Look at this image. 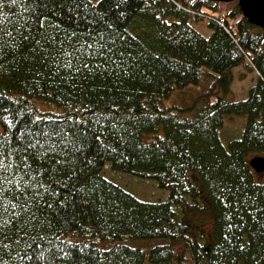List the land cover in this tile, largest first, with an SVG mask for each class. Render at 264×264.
<instances>
[{"label": "trees", "instance_id": "obj_1", "mask_svg": "<svg viewBox=\"0 0 264 264\" xmlns=\"http://www.w3.org/2000/svg\"><path fill=\"white\" fill-rule=\"evenodd\" d=\"M224 2L0 0V264H264L248 163L264 154V30ZM205 14L209 35L192 24ZM237 65L257 76L229 100ZM202 82L193 104L165 103ZM107 160L167 199L109 179ZM151 238L166 241L131 243Z\"/></svg>", "mask_w": 264, "mask_h": 264}, {"label": "rangeland", "instance_id": "obj_2", "mask_svg": "<svg viewBox=\"0 0 264 264\" xmlns=\"http://www.w3.org/2000/svg\"><path fill=\"white\" fill-rule=\"evenodd\" d=\"M96 1V0H93ZM226 3V4H225ZM235 0H230L224 2L225 6H232ZM223 4V5H224ZM192 24L204 35H209L211 33V28L208 26V20L206 18H200L198 20H193ZM257 72L254 70H249L244 65H237L232 69V82L230 84V89L227 92L221 93L225 98L229 100H234L238 98L245 97L247 94L248 87L256 79ZM210 77L204 78V80H209ZM209 82V81H208ZM206 84L200 83L199 85H189L183 90H175L170 98H168L165 103H178L181 105H191L198 98V96L204 91ZM196 102V101H195ZM43 108H52L51 105L45 103H39ZM245 115L231 116L225 119L223 126L219 129V134L221 141L227 144L228 139L232 136L239 134L242 126L244 125ZM256 153H252L250 156ZM249 156V157H250ZM102 173L118 183L126 190L130 191L137 197L143 200H165L168 197V188L161 187L158 185L157 181L153 178L140 176L128 171H123L115 169L112 167L109 160L105 161L102 167ZM259 179H264V172L257 175ZM200 226L202 227V232L209 237L212 233L213 221L211 213H206L204 219L200 221ZM198 225V227H200ZM200 231V229L198 230ZM165 239H140L131 241L132 244L140 245L146 250L149 246L155 243L165 242ZM202 241V240H201Z\"/></svg>", "mask_w": 264, "mask_h": 264}, {"label": "water", "instance_id": "obj_3", "mask_svg": "<svg viewBox=\"0 0 264 264\" xmlns=\"http://www.w3.org/2000/svg\"><path fill=\"white\" fill-rule=\"evenodd\" d=\"M229 1V0H219ZM241 13L264 30V0H237ZM249 165L257 173L264 172V154H254L248 159Z\"/></svg>", "mask_w": 264, "mask_h": 264}]
</instances>
